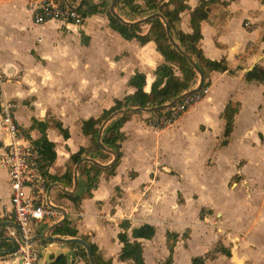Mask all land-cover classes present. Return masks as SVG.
Masks as SVG:
<instances>
[{
	"label": "crops",
	"instance_id": "1",
	"mask_svg": "<svg viewBox=\"0 0 264 264\" xmlns=\"http://www.w3.org/2000/svg\"><path fill=\"white\" fill-rule=\"evenodd\" d=\"M87 1L100 5L101 11L86 14L84 25L77 27L55 22L35 25L26 0H0V101L16 105L17 123L32 134L35 142L45 137L44 148L54 154L51 162L47 160L45 180L60 182L67 190L73 187L76 166L71 156L91 146V136L84 133L83 122L102 119L116 100L133 94L136 89L128 84L133 76L145 77L144 91L149 93L156 80V67L169 64L177 76L181 75L177 64L166 63L155 43L146 40L150 28L147 23L135 26L140 39L126 40L110 27L106 11L110 12L111 0ZM132 1L144 6L143 0ZM70 2L78 7L81 0ZM223 2L228 4L222 5ZM199 3L200 0H188L190 10L180 15V27L185 34L192 33L190 13ZM219 4L202 23L199 46L205 58L225 59L227 67L213 71L203 99L180 116L173 128L161 131L168 132L159 152L158 160L163 166L159 168V162L154 161L152 130L146 124L148 114H129L119 128L121 157L113 175L102 172L97 187L78 205L57 189L50 192L52 203L65 209L66 219L77 230V237L88 238L102 262L131 264L130 260L120 259L123 244L118 236L122 232L120 225L126 222L130 225L129 240L142 245L145 264H163L170 256V244L173 264H192L197 257L203 258L205 264H264V221L260 223L255 217L257 209H261L258 216L264 218V202L256 192L248 205L247 191L243 190L255 189V182L264 176V80H246L247 73L255 67L264 69V1L220 0ZM126 11L124 8L123 12ZM143 18L130 14L124 21L134 23ZM228 106L237 112L228 142L222 145L226 125L222 115ZM209 118L222 123V131L214 139L216 156L229 151L237 142L243 143L248 151L259 152L257 158L236 159V170L222 183L221 192L242 196L236 202L239 212L216 202L205 183L189 188L188 179L170 164L192 154L196 147L191 143L194 136H210ZM33 120L37 122L34 124ZM6 137L0 129V140ZM205 156L204 170L213 172L216 158L207 153ZM140 159L147 164L140 166ZM96 160L108 164L111 157L104 162ZM162 169L176 176L161 172ZM236 176L242 179L235 183L233 192H228V182ZM78 180V194L82 195L86 192V181L79 174ZM171 180L178 185L168 197L162 184ZM202 194H208L207 202ZM12 212L8 173L0 167V240L14 244L9 231L21 234L6 218ZM62 217L61 214L45 218L33 227L29 239L39 253L38 264H86L76 245L39 239ZM144 224L155 229L154 236L135 239L131 230ZM222 226L230 228L224 230ZM222 230L226 235H222ZM240 231L247 232L243 233V239L237 238ZM169 234L177 237L171 240ZM52 236L70 238L53 233ZM6 251L0 247V252ZM0 264L21 262L4 260Z\"/></svg>",
	"mask_w": 264,
	"mask_h": 264
},
{
	"label": "trees",
	"instance_id": "2",
	"mask_svg": "<svg viewBox=\"0 0 264 264\" xmlns=\"http://www.w3.org/2000/svg\"><path fill=\"white\" fill-rule=\"evenodd\" d=\"M116 1L118 14H121L124 20H128V16L130 14H136L137 16H140L142 18L154 13H160L166 17L168 24L170 25L171 35L174 41L180 46L182 51L186 52L190 57L194 59L197 67L204 74L205 80L199 92L210 86V74L213 71H216L217 69H224L227 67V62L225 59L216 61L205 58L199 46L200 40L202 39V23L208 17L209 12L213 8H216L217 5H220V0H200L199 5L190 13V28L192 30V33L190 35L185 34L180 27L181 13L186 10H190L189 5L187 4L188 0H169L167 2H161L159 0H143V7L139 4H135L132 0ZM227 4L228 3H222V5ZM124 8H127L128 11L123 12ZM105 9L107 10V7ZM80 11L84 15L94 14L100 12L101 8L100 5L90 4L89 1L86 0ZM106 12L110 22V27L116 31H119L124 39H140L139 34L135 31V26L123 24L113 15H111L108 10ZM147 25H149L150 28L147 33L146 40H151L155 43L157 51L164 57L166 63L177 64V68L181 75L177 76L174 71V67L169 64H162L156 67L154 71L156 80L152 84L151 91L149 93H146L144 91V76L131 77L128 84L136 89L133 94L127 95L121 100H116L114 106L104 112V116L102 119L90 118L83 122L84 133L91 136V146L88 148H81L78 153L71 156L73 165H76L83 157L98 159L101 162L109 159V156L105 154L102 151V148L97 144L96 138L102 122L112 113L121 109L151 108L164 105L197 85L199 81L198 74L189 63L187 58L184 57L173 44L170 43L169 38L166 35L165 24L159 18H155L148 21ZM246 80L249 82L263 81L264 69L259 66L255 67L252 71L247 73ZM236 112V108L230 109V107L228 106L226 107L222 115L226 120V125L224 128V140L221 142L222 145H225L228 142V138L230 137V134L232 132L233 117ZM129 117V114L117 117L115 120H112L102 132V145L110 150L115 151L118 155V158L121 157L119 128L123 122L129 119ZM33 122L35 124L37 121L33 120ZM61 132L64 134V136H66L65 130L62 129ZM44 139L45 137H42L39 141L35 142V144L37 145L42 157V174L47 177V168L49 165V162H47V160L51 162L54 158V154L46 151V149L44 148ZM117 163L106 169H102L91 163H84L79 170V177L85 178L86 192L82 195H79L77 193L73 196H64L70 199L75 205H78V203L84 197L90 196L92 190L97 187L99 176L102 174V172H105L108 175H113L115 173ZM120 227L122 228V232H120L118 239L120 243L123 244L120 259L123 261L130 260L131 264H145L142 255L141 243L137 240L131 242L128 238L127 230L130 228V225L126 222H123ZM154 233L155 229L148 224H144L138 228H133L131 230V234L135 239H150L154 236ZM53 234L55 236L58 235L70 238H78L77 230L71 224L69 219H66L62 225L57 227L53 231ZM176 237L177 236L174 234L168 235V238H170L171 240L175 239ZM83 240L90 245L96 264H112L111 262H102L96 254V246L94 244H91L88 238ZM0 247L9 251L14 248V244L11 242L0 240ZM76 247L81 252L86 264H88L85 250L81 246L76 245ZM169 247L170 256L163 264H173V245L170 244ZM192 264H205V262L203 258L197 257L192 260Z\"/></svg>",
	"mask_w": 264,
	"mask_h": 264
},
{
	"label": "built area",
	"instance_id": "3",
	"mask_svg": "<svg viewBox=\"0 0 264 264\" xmlns=\"http://www.w3.org/2000/svg\"><path fill=\"white\" fill-rule=\"evenodd\" d=\"M26 7L35 25L55 22L81 27L86 21V16L70 0H26ZM208 88L197 91L169 109L148 114L146 124L156 133L172 128L180 116L203 99ZM14 110L10 102L0 101V129L7 136L5 140H0V167L8 173L11 190L13 212L6 218L15 224L21 235L18 231H9L14 248L0 252V261L18 260L21 264H38L39 253L29 241L31 231L40 221L55 218L61 213L47 205L48 188L56 181L45 180L40 151L32 134L17 123Z\"/></svg>",
	"mask_w": 264,
	"mask_h": 264
},
{
	"label": "rangeland",
	"instance_id": "4",
	"mask_svg": "<svg viewBox=\"0 0 264 264\" xmlns=\"http://www.w3.org/2000/svg\"><path fill=\"white\" fill-rule=\"evenodd\" d=\"M195 87V86H194ZM193 87V88H194ZM10 102V101H8ZM16 109V105L12 102H10ZM15 112V110H14ZM207 123L211 125V131H210V136L206 137H201V136H194L191 140V143L193 145H196L193 151H191L192 154L190 156H187L185 159H178L174 162H170V164L175 167L178 172L183 175L186 179V185H189L188 187L191 188L193 186L199 187L201 183H205L206 186L208 187V191L213 194L212 198L218 202V203H224V205L228 209H232V211H240V208H237L236 202L242 200V196L240 194H235V195H228L225 194L223 191L221 192L220 189H222V183H224L227 178L234 173L236 170V163L235 160L241 157H255L257 158V153L259 152H254V151H248L246 150L245 145L243 143L237 142L232 149L229 151H222L219 153V155L216 156V153L214 151V146H215V141L216 137L219 135V133L222 131V123L215 120V119H207ZM173 128V127H172ZM171 129V128H170ZM150 130V129H149ZM152 130V129H151ZM150 130V131H151ZM152 133V139L154 140V161H158V166L161 168L163 165L160 163L158 160L159 158L161 159V156H159L160 149H163L162 145L165 142L167 137H164L165 133H168L167 131L165 132H160L156 133L155 131H151ZM190 131H188L189 135ZM241 134L242 132L239 131ZM221 139V138H220ZM159 148V149H158ZM185 151V150H184ZM206 153L211 155L213 159L216 158V165L215 169L213 172H206L204 170L203 164L204 160L206 159ZM139 160V159H138ZM137 161V160H136ZM236 161V162H237ZM140 166H144L147 164V161H143L140 159L139 161ZM210 164V163H209ZM163 170V171H162ZM161 172H166V174H171L172 176H176L175 173H169V171H166L165 169H162ZM159 172V170H158ZM178 176V175H177ZM151 179H154V176L152 174ZM179 181H181V177H177ZM242 177L236 176L233 178L230 182H228V187L229 189H226L228 192H233L236 189L235 183L239 180H241ZM256 187L255 189H243L247 191L246 195V201L247 204L250 205L252 199H253V194L256 192L261 195V199L264 202V176L261 178L260 182H255ZM178 183L176 181L167 182L164 181L162 184L163 189H167V196L170 197L172 193L175 191L177 188ZM193 185V186H192ZM191 186V187H190ZM189 191H192L193 189H188ZM196 194V192H194ZM181 195V194H180ZM206 195V196H205ZM202 194L203 200L207 202V197L209 198L208 194ZM252 195V197H251ZM197 198V196H194ZM218 197V198H217ZM217 199H219L217 201ZM232 207V208H230ZM261 209H257V214L255 217H258L261 221H264V218H260L258 215L260 214ZM215 215V214H214ZM213 218L217 220V216L215 215ZM223 224V223H222ZM229 226L225 227L222 226V229L224 230H229ZM232 229V228H231ZM243 233H247L246 231H240L237 233V238H244ZM226 233L223 232L222 230V235ZM251 238V237H250ZM235 241V240H234ZM243 241V240H242ZM234 243V242H232ZM245 243V242H244ZM249 243V242H248Z\"/></svg>",
	"mask_w": 264,
	"mask_h": 264
},
{
	"label": "water",
	"instance_id": "5",
	"mask_svg": "<svg viewBox=\"0 0 264 264\" xmlns=\"http://www.w3.org/2000/svg\"><path fill=\"white\" fill-rule=\"evenodd\" d=\"M85 0H81L80 4L78 5V7H76L77 9H80L82 7V5L84 4ZM116 0H111V4H110V13L116 18L118 19L121 23L123 24H127V25H132V26H138V25H143L146 24L148 21L155 19V18H159L164 24H165V30H166V35L169 38V41L171 44H173L176 49L184 56L187 58V60L189 61V63L192 65V67L194 68V70L196 71V73L198 74L199 77V81L197 83V86L193 89H190L189 91L179 95L178 97H176L175 99H173L172 101H170L169 103H166L164 105H160V106H155V107H151V108H130V109H121L118 110L114 113H112L110 116H108L101 124V126L99 127V131H98V135H97V144L102 148V151L106 154H108L111 157V161L108 164H102L100 162H98L96 159L94 158H89V157H85L79 160V162L76 164L75 168H74V172H73V187L71 190H67L62 183L60 182H54L52 183L47 191V197H46V202L47 205L50 206L51 208L59 211L62 214V219H60L58 222L54 223L53 225H51L48 230L46 231V233L42 234L39 236V239H43V240H47V241H53V242H62V243H66V244H73V245H78L81 246L86 253L87 256V260H88V264H96L94 256H93V252L92 249L90 247V245L85 242L84 240H82L81 238H68V239H60L57 237H53L52 233L53 231L59 227L60 225H62L64 223V221L66 220L67 217V213L65 211L64 208L59 207L57 205H54L51 201L50 198V192L53 189H57L58 191H60L61 193L68 195V196H73L75 194L78 193L79 187H80V183L78 180V174H79V170H80V166L82 165V163H91L93 165H96L98 167L101 168H108L112 165H114L117 161H118V155L115 151L110 150L108 148H106L105 146L102 145L101 142V135L103 132L104 127L110 123L113 119H115L117 116H121V115H125V114H134V113H146V114H150V113H156L165 109H169L171 107H173L176 103L180 102L181 100H183L184 98L196 93L197 91H199L204 83V74L203 72L197 67L196 62L194 61V59L192 57H190L186 52L182 51V49L180 48V46L174 41L172 35H171V28L170 25L168 24V21L166 19V17L160 13H154L151 14L147 17H144L143 19H140L134 23L128 22V21H124V19L116 12L115 8H116ZM20 232V231H19ZM21 234V232H20ZM29 241H32V239H29ZM240 262H238L237 264H239ZM242 264V263H240Z\"/></svg>",
	"mask_w": 264,
	"mask_h": 264
},
{
	"label": "bare ground",
	"instance_id": "6",
	"mask_svg": "<svg viewBox=\"0 0 264 264\" xmlns=\"http://www.w3.org/2000/svg\"><path fill=\"white\" fill-rule=\"evenodd\" d=\"M240 263H241V262H240ZM240 263H239V264H240Z\"/></svg>",
	"mask_w": 264,
	"mask_h": 264
}]
</instances>
